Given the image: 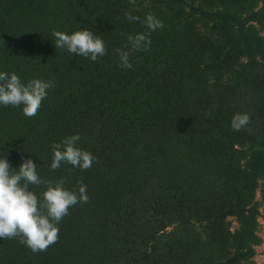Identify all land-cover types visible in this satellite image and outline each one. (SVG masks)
I'll list each match as a JSON object with an SVG mask.
<instances>
[{
	"label": "rangeland",
	"instance_id": "rangeland-1",
	"mask_svg": "<svg viewBox=\"0 0 264 264\" xmlns=\"http://www.w3.org/2000/svg\"><path fill=\"white\" fill-rule=\"evenodd\" d=\"M146 11L131 13L124 0H0V72L54 81L31 118L0 105V158L17 171L22 156L32 159L45 182L78 190L82 181L89 196L46 251L0 238V264H264V140L244 135L264 126V22H249L250 46L238 34L228 40L239 51L230 68L201 75L192 64L219 59L207 30L179 21L181 9L157 11L163 28L121 68L114 50L148 32ZM53 30H89L106 54L92 61L57 49ZM251 58L263 65L242 69ZM199 108L209 126L187 115ZM236 113L251 117L244 130L231 127ZM76 134L92 167L53 171L50 145ZM29 187L42 203L47 184Z\"/></svg>",
	"mask_w": 264,
	"mask_h": 264
},
{
	"label": "clouds",
	"instance_id": "clouds-1",
	"mask_svg": "<svg viewBox=\"0 0 264 264\" xmlns=\"http://www.w3.org/2000/svg\"><path fill=\"white\" fill-rule=\"evenodd\" d=\"M134 7L137 0H129ZM126 19L139 21V16L125 13ZM148 29L127 37L131 45L129 51L115 49L119 56L121 68H131L130 55L135 51H147L151 45V33L163 28V21L152 13H147L142 22ZM55 47L66 49L70 54L96 61L99 56L106 54L105 43L101 37L89 30H78L72 34L53 30ZM127 47V45H125ZM54 86V81L39 78L30 79L23 83L16 73L0 72V105L20 107L23 114L29 118L35 116L43 100L47 97V90ZM251 122L247 113H236L231 120L234 131L244 130ZM79 134L66 137L59 143L50 145L52 148L53 171L60 168L62 163L74 168L88 170L92 167L96 157L89 151L77 146ZM22 162L18 171L11 167L7 158H0V238H19L21 244L26 245L32 252L46 251L59 240V222L69 214V209L77 203H87L89 196L86 185L78 182V190H68L64 187L65 180L47 181L41 179L36 171V163L32 159L21 157ZM46 183L43 192V202L38 201L37 195L30 190V185Z\"/></svg>",
	"mask_w": 264,
	"mask_h": 264
},
{
	"label": "trees",
	"instance_id": "trees-1",
	"mask_svg": "<svg viewBox=\"0 0 264 264\" xmlns=\"http://www.w3.org/2000/svg\"><path fill=\"white\" fill-rule=\"evenodd\" d=\"M131 13H136L142 10L143 7L147 9V13L159 12H173L174 9H181L184 12L182 20L180 17L179 21L187 22L193 19L196 23H199L201 28L207 30L205 33L206 37L209 35V40H211L212 46L218 50V58L215 60L205 57L202 62L196 61V64H192V70L194 73H199L201 75L215 74L218 71V63L226 65L230 68V60L234 55H238L239 51L236 47V42H228L231 37H235V34L240 36V41L245 45L248 44V30L253 26L249 25V22L254 21L256 23L264 22V0H137V5L134 7L129 3V0H124ZM260 1V2H258ZM259 3L262 5L259 6ZM247 5L248 8L245 10L244 6ZM248 14L247 18H243ZM220 28V29H219ZM199 32V27H195ZM220 30V31H219ZM242 38V40H241ZM236 43V46H235ZM250 46V45H247ZM251 53V52H249ZM198 57V56H196ZM236 57V56H235ZM240 58V57H239ZM188 62H193L194 59L189 58ZM256 65L261 67V62L257 61L255 58H251L249 61H241L240 66L242 69H253ZM206 77V76H205ZM224 79H232V74L230 75L229 69L224 76ZM216 80H222V75H219ZM187 115L190 117L199 116L205 125H210L211 120L209 118L208 112L203 108L199 109H187ZM244 135L251 139L252 141L260 142L264 140V126H260L259 130L248 132ZM242 216V214H241ZM176 228H172V231ZM172 231L168 232L170 234ZM163 236V235H162Z\"/></svg>",
	"mask_w": 264,
	"mask_h": 264
}]
</instances>
